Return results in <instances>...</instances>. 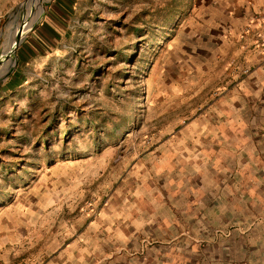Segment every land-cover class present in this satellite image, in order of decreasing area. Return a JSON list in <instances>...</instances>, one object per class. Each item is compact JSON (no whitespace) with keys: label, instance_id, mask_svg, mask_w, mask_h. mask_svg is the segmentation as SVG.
Returning a JSON list of instances; mask_svg holds the SVG:
<instances>
[{"label":"rangeland","instance_id":"obj_1","mask_svg":"<svg viewBox=\"0 0 264 264\" xmlns=\"http://www.w3.org/2000/svg\"><path fill=\"white\" fill-rule=\"evenodd\" d=\"M228 10L230 0H0V58L24 33L0 78V251L81 241L137 189L140 159L177 152L168 143L229 88L230 67L210 54ZM250 224L264 213H230L209 234Z\"/></svg>","mask_w":264,"mask_h":264},{"label":"crops","instance_id":"obj_2","mask_svg":"<svg viewBox=\"0 0 264 264\" xmlns=\"http://www.w3.org/2000/svg\"><path fill=\"white\" fill-rule=\"evenodd\" d=\"M227 17L223 43L210 54L230 67L229 88L194 131L185 128L193 140L185 132L184 141L168 143L177 150L170 158L140 159L132 169L137 189L104 206L81 241H36L33 253L5 248L1 264H264V225L209 234L230 213L249 222L264 213V0H230Z\"/></svg>","mask_w":264,"mask_h":264},{"label":"bare ground","instance_id":"obj_3","mask_svg":"<svg viewBox=\"0 0 264 264\" xmlns=\"http://www.w3.org/2000/svg\"><path fill=\"white\" fill-rule=\"evenodd\" d=\"M23 35H24V33L21 31L20 34L18 35L17 39H16V44L14 45V41H13L11 43V45L6 48L4 55L0 58V77L9 70L10 64H12L10 61V58L12 56V50L13 49L15 50L16 45L20 42ZM1 61H6V62L3 64V63H1Z\"/></svg>","mask_w":264,"mask_h":264},{"label":"built area","instance_id":"obj_4","mask_svg":"<svg viewBox=\"0 0 264 264\" xmlns=\"http://www.w3.org/2000/svg\"><path fill=\"white\" fill-rule=\"evenodd\" d=\"M258 36H259V45L264 49V36L262 33H259ZM247 71H248V69L245 68L244 72H247Z\"/></svg>","mask_w":264,"mask_h":264},{"label":"water","instance_id":"obj_5","mask_svg":"<svg viewBox=\"0 0 264 264\" xmlns=\"http://www.w3.org/2000/svg\"><path fill=\"white\" fill-rule=\"evenodd\" d=\"M10 70H8L5 74H3L0 78L6 77V75L9 73Z\"/></svg>","mask_w":264,"mask_h":264}]
</instances>
